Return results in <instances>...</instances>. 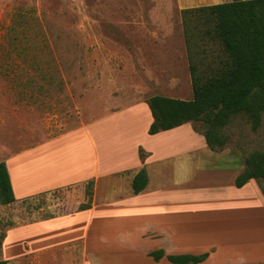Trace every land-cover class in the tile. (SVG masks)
<instances>
[{
	"label": "crops",
	"instance_id": "obj_1",
	"mask_svg": "<svg viewBox=\"0 0 264 264\" xmlns=\"http://www.w3.org/2000/svg\"><path fill=\"white\" fill-rule=\"evenodd\" d=\"M178 70L171 79L137 86L133 102H102L100 113L87 120L81 116L78 127L0 160L11 178V203L81 183L90 190L77 208L17 220L3 237L0 260L264 264V192L255 178L236 185L244 157L232 149H211L194 121L149 133L154 116L142 97L181 98L187 88ZM143 168L148 183L134 193L133 178ZM158 250L164 253L160 259L153 255ZM203 254L199 262L169 258Z\"/></svg>",
	"mask_w": 264,
	"mask_h": 264
},
{
	"label": "rangeland",
	"instance_id": "obj_2",
	"mask_svg": "<svg viewBox=\"0 0 264 264\" xmlns=\"http://www.w3.org/2000/svg\"><path fill=\"white\" fill-rule=\"evenodd\" d=\"M227 1L0 0V160L78 127L82 117L100 113L102 102H133L137 86L171 79L174 68L185 78L181 98H193L190 60L204 70L224 52L205 36L206 16L183 10ZM195 125L202 131L203 122ZM222 134L226 144L219 151L242 157L264 151V113L257 129L239 113ZM257 182L264 190V179ZM89 193L81 183L0 202V254L17 220L77 208Z\"/></svg>",
	"mask_w": 264,
	"mask_h": 264
},
{
	"label": "trees",
	"instance_id": "obj_3",
	"mask_svg": "<svg viewBox=\"0 0 264 264\" xmlns=\"http://www.w3.org/2000/svg\"><path fill=\"white\" fill-rule=\"evenodd\" d=\"M201 12L205 36L217 41L224 52L218 55L208 68L197 69L190 60L193 98L181 99L165 95H152L147 102L154 121L149 133L155 134L189 121L203 122L202 132L213 150L226 144L222 129L239 113H247L257 129L264 113V0H230L183 10ZM187 33V30L185 28ZM190 37L186 42L190 47ZM146 152L140 149V156ZM245 168L237 176L236 185L241 187L251 178L264 179V151L255 150L244 157ZM148 183L146 170L141 169L133 178L134 193L143 191ZM264 191V190H263ZM15 200L7 165L0 161V202L8 204ZM163 251H154L156 259ZM199 256H170L179 263L199 262ZM0 264H7L0 260Z\"/></svg>",
	"mask_w": 264,
	"mask_h": 264
}]
</instances>
